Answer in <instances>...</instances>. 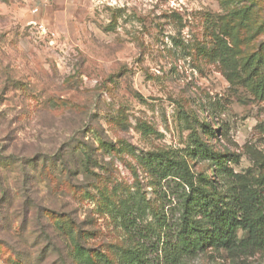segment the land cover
Returning a JSON list of instances; mask_svg holds the SVG:
<instances>
[{"label":"rangeland","instance_id":"1","mask_svg":"<svg viewBox=\"0 0 264 264\" xmlns=\"http://www.w3.org/2000/svg\"><path fill=\"white\" fill-rule=\"evenodd\" d=\"M263 80L264 0H0V264H264L211 246L195 204L183 250V186L149 166L185 158L214 199L264 188Z\"/></svg>","mask_w":264,"mask_h":264},{"label":"trees","instance_id":"2","mask_svg":"<svg viewBox=\"0 0 264 264\" xmlns=\"http://www.w3.org/2000/svg\"><path fill=\"white\" fill-rule=\"evenodd\" d=\"M259 88L264 89V80L261 81ZM187 156L197 158L199 161H203L202 157L209 158L214 165L212 169L214 174L222 170L223 156L209 151L197 137L192 138ZM149 161V166L152 164L150 169L159 180L169 176L180 181L183 186V210L178 233V241L183 250L188 251L190 247L203 245L199 229L190 213L191 204L199 207L201 218L209 227L208 241L214 248H226L235 253H244L249 249L264 250V188H255L243 183L230 198L214 199L200 189L196 190L193 173L185 158L163 152L153 154ZM227 174L231 176L232 171L229 170ZM238 230L242 232L240 237H236ZM68 232L74 249V258L80 263L89 260L90 255L78 244L72 229L68 228Z\"/></svg>","mask_w":264,"mask_h":264},{"label":"built area","instance_id":"3","mask_svg":"<svg viewBox=\"0 0 264 264\" xmlns=\"http://www.w3.org/2000/svg\"><path fill=\"white\" fill-rule=\"evenodd\" d=\"M38 10V8L37 7H35V8H33V12H36Z\"/></svg>","mask_w":264,"mask_h":264}]
</instances>
